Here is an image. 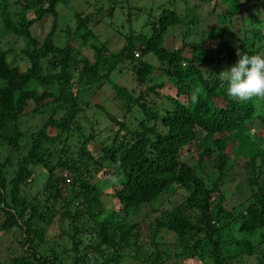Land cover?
<instances>
[{"label": "trees", "instance_id": "trees-1", "mask_svg": "<svg viewBox=\"0 0 264 264\" xmlns=\"http://www.w3.org/2000/svg\"><path fill=\"white\" fill-rule=\"evenodd\" d=\"M181 1L187 6L186 0ZM202 1L224 5L217 16L219 23L214 30H204L201 39H188L196 22L185 20V9L177 11L171 1L156 14L149 9L138 31L127 15L124 42L111 51L106 42L93 41L88 28L94 17L91 13L72 11L74 24L64 26L61 46L52 43L53 26L41 42L32 37L34 22L46 14L55 18L57 6L71 9V0H0V33L22 39L24 44L20 49L24 68L11 63L8 51L0 48V147L10 151L20 147L27 136L23 137L19 127L22 115L48 113L26 137L27 149L11 174L5 164L8 157L6 162L0 159V232L17 228L22 253L4 264L135 260L141 248L135 228L141 223H128L125 218L174 185L185 192L182 200L161 210L148 225L153 249L133 264H161L168 259V252L159 249L160 243L153 244L159 229L174 234L178 250L174 257L234 264L242 255L257 253V264H264V100L232 99L226 83L222 85L217 76L236 63L237 48L264 56V31L260 23L245 24L241 31L230 28L233 37L227 38L217 26L230 24L235 16L242 18L241 1ZM252 5L256 12L264 13V0H254L246 11ZM127 8L131 10V6ZM95 10L99 13L101 6ZM28 11L31 17L26 16ZM177 27L180 45L168 47V33ZM239 32L242 43L235 47L233 39L240 37ZM219 34L225 41L217 38ZM213 40L219 41L211 44ZM74 41L87 45L90 56L83 55ZM146 54L157 63L144 60ZM220 59L226 63L221 71ZM208 63L214 67L206 68ZM123 64L129 65L134 80L144 86L137 95L110 79ZM154 78L159 80L153 82ZM103 82L111 84L121 106L130 112L129 122L104 115L108 126L115 125L105 142L88 138L76 121L87 105L85 93L93 89L94 94ZM194 93L198 102L192 100ZM94 143L97 148L91 154L88 147ZM181 150L191 158L193 151V165L181 160ZM237 150L245 156L242 161L234 158ZM234 165L242 169L250 194L227 209L222 204L221 184L230 179ZM33 167L41 168L45 177L40 184L42 193L31 197L22 187L30 181ZM99 173L104 176L101 180ZM104 180L108 181L106 190L101 184ZM56 216L58 228L62 226L56 236L59 240L44 248L46 228ZM233 229L239 237L233 235Z\"/></svg>", "mask_w": 264, "mask_h": 264}, {"label": "rangeland", "instance_id": "rangeland-1", "mask_svg": "<svg viewBox=\"0 0 264 264\" xmlns=\"http://www.w3.org/2000/svg\"><path fill=\"white\" fill-rule=\"evenodd\" d=\"M174 1V7L178 11L179 8L185 9V13L187 14L188 20L192 18L194 22H196V26L192 28V31L189 36L190 39L199 40L202 38V33L209 30H214L217 22V16L220 17V10H222L224 3H218L215 1H202V0H186L187 6H183L181 0H71V9H65L63 6H57V15L55 18L51 17V15L46 14L40 20L34 22L30 26V33L32 37L41 42L50 27L53 26V31L51 34L52 43L57 46H61L64 42V26H73L74 20L72 18V11L80 12L82 15L91 13L94 15L93 20L88 23V28L91 29V32L94 35L93 41L97 44L102 42H106L107 49L111 51L117 50L124 42V34L127 33L129 23L127 19V15H130L131 21L130 25L136 31H138L142 25V20L144 16L146 17L149 9L153 11L154 14L158 13L160 10V6L167 5L168 2ZM244 6L245 13L241 16H235V18H230V24L228 22H221L223 24L217 26L218 31H224L226 37L229 38L231 35L232 29H237L241 31V28L245 27V24L255 25L256 23H260L263 27L264 31V13L256 12V8L252 5L251 11H246V7L250 5L254 0H240ZM60 3H58L59 5ZM101 6V11L96 13L95 9ZM131 6V10L127 7ZM135 8V9H134ZM136 9H140V12ZM130 14H127V13ZM250 14V16H249ZM254 16H253V15ZM27 17H31L32 14L30 11L26 13ZM249 16V17H248ZM137 17V18H135ZM250 18V19H249ZM255 19H260L259 22H255ZM187 27H191L187 25ZM191 30V28H189ZM179 28H175L172 33H168L165 44L168 47L171 45L179 46ZM224 34V33H223ZM240 34V32H239ZM220 35V34H219ZM217 36L219 40L225 41V37L223 35ZM233 37V35H231ZM230 38L233 39V46H240L242 41V37ZM226 38V39H227ZM174 39V40H173ZM172 40V41H170ZM219 40H213L211 44L217 43ZM91 42L92 40L89 39ZM170 41V42H169ZM241 41V42H239ZM239 42V43H238ZM172 43V44H170ZM76 47L79 48L80 52L83 55L90 56L91 50L87 45L80 46L78 42L74 41ZM24 46L23 40L19 38H14L10 34L0 33V48L3 50H7V58L11 63H18L21 68H24L23 59L21 57L20 49ZM224 58V57H222ZM144 60L149 61L151 64H156V60L149 54L144 55ZM225 59V58H224ZM224 59H220L219 61V70H222L223 66H226ZM214 62V61H212ZM216 64V63H215ZM214 63L210 66V63L205 65L206 68H213ZM128 64H123L119 70L114 71L110 75V79L116 83L117 85L125 87L128 91L132 92L134 95H137L140 90L142 91L144 86L137 83L134 80L133 71L128 67ZM231 67V66H230ZM229 67V68H230ZM158 78H154L153 82L158 81ZM167 91V90H165ZM93 93V89L91 91L85 93L84 100L87 105L84 107L82 112L78 115L76 121L78 125L82 128V133L86 135L90 139H95L96 141H107V139L112 135V131L115 128L114 124H110L108 126V121L104 118V115L112 114L113 118L118 121L122 119L123 122H129V113L124 110L121 106L123 103L121 100L116 98L115 93L113 91V87L111 84L107 82H103ZM149 104V103H148ZM135 111V110H134ZM61 113L59 112L58 115ZM47 111H42L35 114L25 113L20 117V130L24 136H28L29 133L34 130L36 127L40 125V123L47 117ZM26 136V137H27ZM200 135H197L199 137ZM23 139L20 142V147L17 150H8L6 146L0 147V159L6 162L5 157H8V162L6 164V169L9 174L16 169V163L27 149V138ZM76 138V133L73 135ZM74 144H77L76 140H73ZM96 143L90 145L88 147L91 154H94V150ZM241 149H244V145H240ZM94 149V150H93ZM75 151V149H73ZM238 151V150H237ZM239 152V153H238ZM236 154L238 156H234V158H239L236 161H242L243 152L240 150ZM185 150H181L180 154H184ZM192 158L189 155H182L181 160L189 163L190 165L194 164V153L191 151ZM235 153V151H234ZM235 155V154H233ZM241 158V159H240ZM237 164V163H236ZM8 165V166H7ZM233 170L230 172V179L225 178L226 182L221 184V189L225 196V200L223 201L224 207L229 209L231 206H235L239 202L243 201L250 194V187L244 184L245 175L240 167L237 165L233 166ZM32 173L30 174V181L22 187V192L30 195L31 197L35 195H39L41 191L40 184L42 183L45 172L41 168L33 167L31 168ZM206 171V170H205ZM100 173L97 174V178L100 180L103 178ZM108 181L104 180L101 182L103 188L105 190L108 186ZM244 184V185H243ZM100 185V183H98ZM99 187V186H98ZM24 188V189H23ZM104 190V192H105ZM185 192L177 186L169 187L165 193H163L157 200H155L150 205L141 206L135 211L131 212L127 219L128 223H132L133 221H140V226H137L135 230L139 233V244L141 248L136 255L135 260L128 259L122 260L120 264H133L138 263V256L146 258L149 256L150 251L153 249L152 244L150 243V238L148 237V225L153 223L154 218L160 216L161 210H166L172 208L174 205L178 204L181 200ZM101 200H105L104 196H100ZM106 212V211H105ZM104 212V214H105ZM2 219L0 218V221ZM83 222V221H82ZM57 216L53 219V222L46 228L45 231V244L44 248L47 246L56 244L59 239L56 238L57 234L60 233L62 226L58 228ZM67 226V225H66ZM233 235L239 237V234L234 231ZM174 234L165 229H159L156 232V236L154 237L153 244L159 245V249L162 251L168 252V259L161 264H204L198 257H174L173 253L176 250V244L174 243ZM256 237V235H255ZM19 240V231L17 228H11L8 231L2 233L0 232V264H4L10 260L11 257L16 255H22L21 246L18 242ZM111 253V251H110ZM124 253V252H123ZM256 256L258 254H254L251 256L242 255V259L236 258V261L233 260L234 264H257ZM111 257L112 254H111ZM62 262H66L65 259Z\"/></svg>", "mask_w": 264, "mask_h": 264}, {"label": "clouds", "instance_id": "clouds-1", "mask_svg": "<svg viewBox=\"0 0 264 264\" xmlns=\"http://www.w3.org/2000/svg\"><path fill=\"white\" fill-rule=\"evenodd\" d=\"M236 56V63L217 75L222 85L226 83L227 95L240 102L264 100V56L249 55L239 48ZM192 100L198 102L197 94L192 95Z\"/></svg>", "mask_w": 264, "mask_h": 264}, {"label": "built area", "instance_id": "built-area-1", "mask_svg": "<svg viewBox=\"0 0 264 264\" xmlns=\"http://www.w3.org/2000/svg\"><path fill=\"white\" fill-rule=\"evenodd\" d=\"M137 53H138L137 50H135V51H134V54L137 55Z\"/></svg>", "mask_w": 264, "mask_h": 264}]
</instances>
